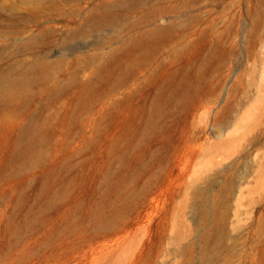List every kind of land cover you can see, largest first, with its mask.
Returning a JSON list of instances; mask_svg holds the SVG:
<instances>
[{
    "label": "rangeland",
    "instance_id": "1",
    "mask_svg": "<svg viewBox=\"0 0 264 264\" xmlns=\"http://www.w3.org/2000/svg\"><path fill=\"white\" fill-rule=\"evenodd\" d=\"M16 13L0 77L56 64L0 90V264H264V0Z\"/></svg>",
    "mask_w": 264,
    "mask_h": 264
},
{
    "label": "bare ground",
    "instance_id": "2",
    "mask_svg": "<svg viewBox=\"0 0 264 264\" xmlns=\"http://www.w3.org/2000/svg\"><path fill=\"white\" fill-rule=\"evenodd\" d=\"M57 1H59V0H22V2L20 4L22 7H19V5L15 4V3L10 4V5L0 4V10L3 11L6 16H10L11 19L13 18L14 14H17L16 12L18 11V8L25 10L27 12V14L32 15L31 18L32 17L38 18L44 12V10H53V6L56 4ZM61 1H63V0H61ZM12 2H13V0H12ZM14 2H15V0H14ZM118 4H120V3L117 2V5ZM102 6H105V8H110V6L107 5V3L102 4ZM35 39L36 38L34 37L31 42L35 43L36 42ZM26 48L29 50H32V48H30V45H28ZM31 52H34V51L32 50ZM39 54H41V53L39 52ZM39 54H37V52L32 53V55H33L32 59L30 60V62L28 64L26 63L27 58H25V60H23V61L20 60L18 62V64H16V65L9 64L8 69L10 72H20V74H27L28 71L36 72V75L33 78L28 77L27 76L28 74L25 76L21 75V77H15V78H11L9 75L6 77L2 76V77H0V90L2 92H5L11 88L17 87V85H21L22 87H25L26 84H28V83H30L29 86H31L32 84H35V83L38 84V82H40L42 80V76L43 77L47 76V73H45V72L54 69V68H52V66H53V64H56V63H54L55 61H53V60H48L46 55H42V54L39 55ZM13 60H15V59H13ZM50 68H52V69H50ZM256 122H257V120H256ZM218 228L221 232L220 239H222L225 236V231H224V227H223L222 223L218 225ZM263 256H264V253H263Z\"/></svg>",
    "mask_w": 264,
    "mask_h": 264
}]
</instances>
